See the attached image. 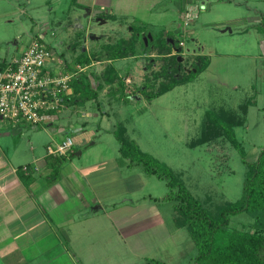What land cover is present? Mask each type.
Returning <instances> with one entry per match:
<instances>
[{
  "label": "rangeland",
  "instance_id": "1",
  "mask_svg": "<svg viewBox=\"0 0 264 264\" xmlns=\"http://www.w3.org/2000/svg\"><path fill=\"white\" fill-rule=\"evenodd\" d=\"M88 1L0 0V61L7 63L18 57L33 38H38L51 49L53 56L61 52L68 60L65 68L48 65L55 72L72 74L77 66L83 67L81 61L78 65L70 62L71 51L66 50L72 44L74 18L85 33L118 44L125 54L131 51L133 58L113 63L120 80H126L123 89L128 95L114 90L115 93L96 97L71 76L70 89H78L77 97L81 100L67 103L63 99L62 107L56 112L57 119L50 126L54 129L63 126L71 137L76 135L74 128L83 126V130L93 131L88 141L84 138L74 144L72 153L66 157L77 165L82 163L85 157L73 153L83 152L93 142L99 154L102 151L107 157H116V163L100 164L97 170L107 173L117 166L121 178L128 179L122 181L118 174L109 176L113 180L98 187V193L115 198L117 206L123 207L127 203L125 199L137 209L154 206L163 227L153 231L145 222L142 228L141 213L135 219L140 233L129 237L127 243L123 238L116 240L119 228L110 232L107 225L95 239L89 235L88 241L70 244L78 249L70 260L75 264H145L148 258L166 264H189L195 249L186 230L174 228L173 202L165 199V182L155 174H147L143 164L130 163L121 157L113 132L147 155L148 159L141 157L145 167L158 173L170 170L198 201L215 208L220 203L239 199L246 171L244 163L255 162L264 147V53L261 50L264 31L260 24H264V0H147L142 6L136 5L140 0H131L126 18L119 14L117 19L98 21L84 7ZM243 30L245 34L240 33ZM147 33L151 40L144 45L142 37ZM161 40L164 44H159ZM200 64L205 67L195 73ZM181 78H187V82L159 96L151 95L161 85ZM80 79L84 84L82 75ZM205 112L210 118L222 120L223 126L232 118V133L238 145L236 149L225 145L229 152L223 165H218L213 151H207L206 145H196ZM241 118L243 122L238 124L236 121ZM29 126L0 119V128L14 143L18 141L24 150L29 152L30 146L36 155H44L41 145L48 141L44 136L46 128L35 130ZM12 128L18 130V135H11ZM56 136L64 137L62 133ZM20 154L17 150L12 166L28 161ZM132 154L133 161L137 160L138 155ZM32 163L29 162L31 167L35 165ZM108 198L103 201V211L113 203L107 202ZM249 222V216L240 213L231 215L228 225L245 230ZM11 238L17 240L14 244L18 249L28 242L22 233ZM39 250L31 252L36 254ZM11 259L0 257V264H10ZM27 264L36 263L32 260Z\"/></svg>",
  "mask_w": 264,
  "mask_h": 264
},
{
  "label": "crops",
  "instance_id": "2",
  "mask_svg": "<svg viewBox=\"0 0 264 264\" xmlns=\"http://www.w3.org/2000/svg\"><path fill=\"white\" fill-rule=\"evenodd\" d=\"M146 1L140 0L136 5L141 4L142 6ZM159 1L161 2V0ZM131 4V0H89L84 4V7L92 13L91 17L97 21L107 20V18L114 20L119 18V14L120 17L126 18L127 8L129 6L130 10ZM86 18L88 20V17ZM71 28V31L75 32L70 39L72 44H68L66 50L71 51L70 62L78 65L77 62L81 61V65L84 67L83 71L79 73V79L82 75L85 83L89 84L96 97H99L98 95L104 97L115 93L114 90H121L118 88L119 82H121L120 76L113 63L116 60L133 58L131 51L121 57L110 58L105 46L114 45L113 43L102 41V36L96 37L92 33H85L75 18ZM91 28H88L89 32H91ZM78 31L79 33L76 35L75 33ZM240 33L245 34L246 30L240 31ZM82 35L85 36V40L82 39V44L78 45ZM263 45L262 42L261 50L264 53ZM76 46H79L77 52L73 50ZM67 61L66 55L60 52L53 56L51 63L56 67L65 68ZM110 65L116 74V79L110 85H104L101 78L102 72ZM47 68L52 69L49 65ZM79 81L76 83L82 82L81 79ZM125 81L121 82V86ZM105 88H108V91ZM74 89L75 87L70 89L68 95L72 96ZM79 93L80 91H77V94ZM122 93L127 94L124 89H122ZM60 108L57 110L59 111ZM56 112L47 116L45 123L47 126H40L46 128L44 136L48 138V141L41 145L44 155H36L30 146L28 147L30 153L28 150H24L18 141L14 143L6 132L3 133V127L0 128V229L2 231L0 234L3 235L0 244H4L0 246V257L12 258L10 264H27L32 260L36 264H75L76 262H71L70 258H74H72V254L77 253L78 249L70 244L88 241L89 235L91 239H95L99 233L106 229L107 225L110 232H113L114 228H119V236L116 234L117 241L119 237L128 243L129 237H135L140 233L141 228L135 219H139L141 213L143 215L139 223L142 228H145V222L153 231L163 227V221L154 206L144 205L137 209L131 201L126 199L123 200L127 202L123 204V207L117 206L114 203L115 198H108L104 193H98V187L113 180L109 176L118 174V179L120 178L122 181L128 177L121 178L117 166H113V169L108 171L109 173H99L98 165L106 162L116 163L117 160L116 157H107L101 154L100 149L99 154L94 142L83 152L73 153L76 157H85V161L77 165L70 158L65 157V159L68 158L66 164H62L55 175L50 173L49 160L57 156H48L45 152L46 145L61 139L58 136L54 138L56 133L69 136L63 126H58L56 129L51 128L50 125L57 119ZM86 115V113L83 114V116ZM14 127L17 128V126ZM82 127L73 129L76 133L75 137L70 136L73 144L81 143L84 138L88 141L92 137L93 131L89 133ZM11 132V135H16L18 130L12 128ZM17 150L18 152L20 150V155H25L28 161L12 166ZM29 162H33L32 164L36 166L31 167ZM23 167L26 169L23 170ZM107 198V202L113 203L109 204L111 207L107 211H103V201ZM106 217H108V222L105 221ZM18 233L27 237L28 242H25L23 249H18L14 244L17 240L11 238V235ZM30 244L32 246H29ZM38 249L40 250L36 254L31 252H37ZM27 252L28 256L25 257Z\"/></svg>",
  "mask_w": 264,
  "mask_h": 264
},
{
  "label": "trees",
  "instance_id": "3",
  "mask_svg": "<svg viewBox=\"0 0 264 264\" xmlns=\"http://www.w3.org/2000/svg\"><path fill=\"white\" fill-rule=\"evenodd\" d=\"M260 24L261 30L264 31V24ZM159 44H162L161 41ZM105 49L108 50L110 58L121 57L125 54L124 49L120 48L118 44L106 45ZM5 64L6 62L0 61V70ZM203 67L205 66L200 64L195 73L200 72ZM77 78L74 81L77 80L76 82L79 83V76ZM101 78L104 85H110L116 79V74L113 72L111 65L102 72ZM121 82H119L120 91L123 89ZM185 82H187V78L173 79L171 83L161 85L151 95L153 97L159 96L173 86ZM80 87H86L91 91L87 82L82 83ZM77 91L79 90L75 88L72 91V96H64L63 99L70 100L71 103L81 100L79 96L77 97L80 94H77ZM242 108L245 110V104ZM56 111H50L48 114ZM205 116L206 118L198 135L200 140L196 145H206L207 151H213L218 165H223L229 152V150H225L227 149L225 147L236 149L238 145L232 133V118L228 119L229 121L226 120L228 124L223 126L222 120L215 117L210 118L206 112L204 113ZM236 122L242 124L243 119H237ZM113 134L119 145L118 152L121 157L129 159L130 163L136 164L139 162L143 164L144 171L147 174H155L165 182L164 185L167 189L165 199L173 202V225L176 229L184 228L186 230L195 249V255L191 258L189 264H264V147L260 150L255 162L244 163L246 171L239 199L233 202H223L212 208V204L206 205L191 196L179 181V177L176 175L174 177L170 170H167L166 173H158L154 168L145 167L141 157L147 158V155L141 153L131 141L121 134L115 132ZM239 152L241 153L240 150ZM132 153L138 155L137 160L133 161ZM65 162L66 159L62 156L50 159L48 166L50 173L55 175ZM240 213H246L250 218L245 230L229 227V217ZM145 264L166 263L146 259Z\"/></svg>",
  "mask_w": 264,
  "mask_h": 264
},
{
  "label": "built area",
  "instance_id": "4",
  "mask_svg": "<svg viewBox=\"0 0 264 264\" xmlns=\"http://www.w3.org/2000/svg\"><path fill=\"white\" fill-rule=\"evenodd\" d=\"M53 53L38 38L12 58L0 70V119L12 124L27 123L38 128L47 122L48 112L60 108L70 91L69 80L79 76L84 67L77 66L72 74L48 69ZM73 140L64 136L45 147L48 156L66 157L72 153ZM26 169L23 167V170Z\"/></svg>",
  "mask_w": 264,
  "mask_h": 264
},
{
  "label": "water",
  "instance_id": "5",
  "mask_svg": "<svg viewBox=\"0 0 264 264\" xmlns=\"http://www.w3.org/2000/svg\"><path fill=\"white\" fill-rule=\"evenodd\" d=\"M228 32H230L229 29H228ZM150 40H151V36L148 33L144 37H142V41H143L144 45H146L148 43V41H150Z\"/></svg>",
  "mask_w": 264,
  "mask_h": 264
},
{
  "label": "flooded vegetation",
  "instance_id": "6",
  "mask_svg": "<svg viewBox=\"0 0 264 264\" xmlns=\"http://www.w3.org/2000/svg\"><path fill=\"white\" fill-rule=\"evenodd\" d=\"M145 35H146V34H145ZM88 38H89V36H88ZM82 39H84V40H85V36H83V35H82V36L80 37V39H79V41H78V42H79V43H78V45H80V44H81V42H82ZM86 39H87V38H86ZM73 50H76V52H77V51L79 50V46H78V47L76 46V47H75ZM73 50H72V51H73Z\"/></svg>",
  "mask_w": 264,
  "mask_h": 264
}]
</instances>
